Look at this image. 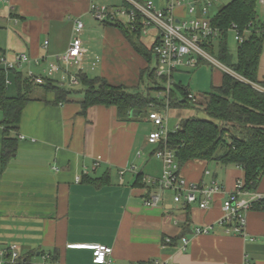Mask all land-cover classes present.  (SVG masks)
<instances>
[{"label": "crops", "instance_id": "0c3cea01", "mask_svg": "<svg viewBox=\"0 0 264 264\" xmlns=\"http://www.w3.org/2000/svg\"><path fill=\"white\" fill-rule=\"evenodd\" d=\"M135 1H151L156 8H165L168 2ZM119 3L1 0V55L12 59L15 53L24 52L29 62L17 64L15 69L24 76L28 71L45 73L49 63L61 64L60 57L74 35V22L79 19L84 23L80 34L84 51L80 66L70 65L69 71L75 73L80 67L81 72L102 76L110 84L135 87L147 62L117 28L89 12L91 4L113 8L124 5V0ZM257 3L264 5L260 0ZM203 4H197L192 14L185 11V6L175 7L174 12L180 18L185 13L186 18H207L211 22L207 17L211 6L203 14ZM154 34L151 28L139 39L151 47ZM95 57L99 59L92 67ZM203 63L182 68L195 69ZM208 65L212 70L211 87L218 86L223 71ZM96 69L97 73L90 74ZM8 71L11 70H5V81L9 86ZM257 78L264 82V44ZM61 85L75 88L80 83ZM14 92L12 89L11 94ZM53 99L52 92H44L27 102L17 131L10 132L17 139L16 149L3 169L0 124V260L6 261L9 245L16 244L21 257L30 253L29 264H93L90 246L103 244L112 249L106 264L153 260L165 264H242L245 258L250 264H264V210H248L243 235L225 233L219 222L223 201L238 181L244 182L241 167L202 159L177 163L178 172L188 182L210 187L216 181L220 185L207 209L199 208L197 203L183 206L174 202L171 192L159 190L147 181L161 174V160L154 157L156 145L147 141L148 133L154 129L147 118L148 110L143 118L139 112L123 119L114 106L94 105L83 115L82 97L71 94L69 101L57 104ZM147 120L150 126L144 124ZM179 121L172 127L167 123L168 128L172 130ZM138 175L142 182L135 184ZM155 191L160 193V200L155 205L144 204ZM257 191L264 192V177ZM197 226L212 229L197 234Z\"/></svg>", "mask_w": 264, "mask_h": 264}, {"label": "trees", "instance_id": "16d2710c", "mask_svg": "<svg viewBox=\"0 0 264 264\" xmlns=\"http://www.w3.org/2000/svg\"><path fill=\"white\" fill-rule=\"evenodd\" d=\"M103 23L117 28L131 47L147 62V66L141 70L139 84L135 87L110 84L102 76L79 72V90L82 92L80 113L84 115L87 109L94 105L114 106L119 118L128 119L132 109H137L140 113L146 112L151 104L158 109L165 105L166 100L169 109L200 108L207 118L181 119L178 128L167 135L166 146L176 152L178 164L202 159L216 161L225 166L235 165L244 171L243 189L257 190L260 180L264 177V91L252 84L258 83L264 87V82L257 78L258 62L264 44V11L260 19L257 0H230L222 6L211 18V25L218 30V35L213 42L205 44L211 55L237 72L242 79L223 72L218 86L213 85L209 92L194 96V100L188 98V86L177 84L172 87L171 84L165 94V78L160 77L162 85L156 83L157 56L152 47H146L140 41V30L133 31L116 19ZM231 29L244 38L241 44H236L235 60L231 58L226 40ZM1 53L0 49V56ZM153 57L155 66L149 69ZM8 72L11 83L9 86L15 91L11 95L5 81V70L0 66L2 169L16 149L17 139L11 136L10 132L17 131L23 108L28 101L35 99L30 95L36 87L21 71L14 68ZM144 75L156 83L154 89L157 93H164L163 97L150 94L148 89L147 92L139 89ZM39 86L44 92L54 94L55 104L69 101V96L76 92L73 88L64 87L51 80ZM140 182L142 178L138 175L135 184ZM251 208L264 210V200L254 203ZM29 257L30 253L24 254L13 264H29Z\"/></svg>", "mask_w": 264, "mask_h": 264}, {"label": "built area", "instance_id": "2783aa9c", "mask_svg": "<svg viewBox=\"0 0 264 264\" xmlns=\"http://www.w3.org/2000/svg\"><path fill=\"white\" fill-rule=\"evenodd\" d=\"M214 1L216 0H168L165 8H156L151 1L140 3L135 0H125L124 5L113 8L91 4L89 12L101 22L116 19L129 26L133 31L140 30L141 35L146 34L151 28L154 29L155 34L151 47L157 56L155 74L157 77L165 78V94H167L174 71L182 67H195L200 62L213 65L237 79H242L240 75L206 50L205 44L209 41L213 42L218 35V30L211 25L209 19L186 18L185 13L183 18H180L174 12L175 7L185 6V11L192 14L196 10V5L204 2L200 9L205 14ZM260 2L263 3L264 0H260ZM83 27L84 23L76 19L73 28L74 35L68 48L60 57L61 64L49 63L44 69L45 73L42 74L28 71L26 78L34 85H43L47 80L69 86L78 85V72H81L82 68L79 67L77 72L74 73L69 71V66H80V58L84 51L80 38ZM235 39L239 44L244 41V38L238 35L236 31ZM98 59V57H95L92 67ZM29 60L28 55L24 52L15 53L12 59H7L4 55L0 56V64L4 66L5 70L14 69L17 64L27 63ZM57 74L59 77L55 79L54 76ZM252 84L264 91L263 86ZM188 98L194 100V95L188 94ZM168 110V101L166 100L163 107L147 112V118L154 126V129L147 135V141L156 145L154 154L161 160L160 176L158 178H148L147 181L159 190L171 192L176 203L183 206L197 203L199 208L207 209L212 194L219 189L220 185L216 181H212L210 187H204L201 183L188 182L178 172L177 165H174L176 152L166 146L168 133L178 128V124L172 130L168 128ZM159 146L161 147L158 148ZM76 180H79V177H76ZM159 200L160 193L155 191L144 200V204L155 205ZM262 200H264V192L245 190L243 189V182L238 181L234 190L222 203L223 217L219 222L225 233L243 235L248 210L254 203ZM211 229L212 226H197L194 232L205 234L209 233ZM183 243L186 244L185 238ZM90 249L93 264H106L108 262L107 257L111 254V247L97 244L91 245ZM20 258L21 255L16 244H10L7 250V260H0V264H13ZM143 264H165V262L153 260ZM242 264H250L248 258H245Z\"/></svg>", "mask_w": 264, "mask_h": 264}, {"label": "rangeland", "instance_id": "374dc122", "mask_svg": "<svg viewBox=\"0 0 264 264\" xmlns=\"http://www.w3.org/2000/svg\"><path fill=\"white\" fill-rule=\"evenodd\" d=\"M230 0H217L216 3L211 6L207 12V17L212 18L216 12L225 4H227ZM119 4H121V0H119ZM263 8L264 5H260L257 3V13L259 18L263 17ZM87 20L93 21V23H97L95 19L92 17H87ZM235 31L233 29L228 31L227 35V46L229 53L231 54L232 60H235V49H236V44L237 41L235 39ZM91 49L93 48V45H90ZM155 66V57L152 58V60L149 63V69L153 68ZM211 68L207 63H203L199 67L195 69H179L173 73L172 77V87H174L177 84H182L184 86H188L189 92L192 94H204L206 92H209L211 90V85H212V72ZM98 69L95 71L90 72V74L97 73ZM235 72V71H234ZM238 74L237 72H235ZM239 75V74H238ZM93 76V75H92ZM156 83L162 85V79L160 77H156ZM156 83L153 82V80H150L147 78L146 75L143 76V79L139 85L140 90H144L145 92L148 91L150 94L157 96L159 95L160 97L164 96V93H157L156 90L154 89V86ZM257 85L263 86L261 84L256 83ZM66 85V84H65ZM32 89L31 92V97H36L40 93H44V90L41 86H37ZM12 87L8 89V93L11 95L12 92ZM76 90V92H73L72 95L82 97V92L79 90L80 86H76L73 88ZM156 109L154 105H150L148 107L149 110H154ZM147 111V112H148ZM146 116V112H141L140 118H143ZM190 117H197V118H207V115L200 109L196 107H181V108H171L168 111V123L169 126L172 127L176 121H179L184 118H190ZM144 123V122H143ZM147 126H150V122L147 120L145 122ZM156 159L157 157L154 156ZM153 158V159H155ZM155 159V160H156ZM160 161V160H159ZM178 160L177 157L174 158V165H177Z\"/></svg>", "mask_w": 264, "mask_h": 264}, {"label": "water", "instance_id": "95a60500", "mask_svg": "<svg viewBox=\"0 0 264 264\" xmlns=\"http://www.w3.org/2000/svg\"><path fill=\"white\" fill-rule=\"evenodd\" d=\"M138 113H139V110H137V109H132V110L129 112V115H130L131 117H133V116L138 115Z\"/></svg>", "mask_w": 264, "mask_h": 264}]
</instances>
